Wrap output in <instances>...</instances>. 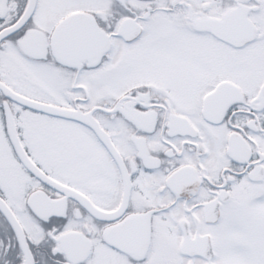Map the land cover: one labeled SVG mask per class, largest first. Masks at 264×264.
Segmentation results:
<instances>
[{"label":"snow or ice","instance_id":"snow-or-ice-1","mask_svg":"<svg viewBox=\"0 0 264 264\" xmlns=\"http://www.w3.org/2000/svg\"><path fill=\"white\" fill-rule=\"evenodd\" d=\"M0 264H264V0H0Z\"/></svg>","mask_w":264,"mask_h":264}]
</instances>
